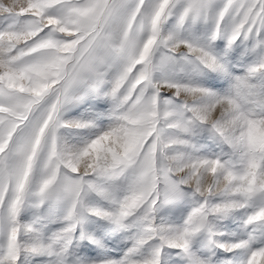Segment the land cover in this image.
<instances>
[{
	"label": "snow or ice",
	"instance_id": "6c2138e0",
	"mask_svg": "<svg viewBox=\"0 0 264 264\" xmlns=\"http://www.w3.org/2000/svg\"><path fill=\"white\" fill-rule=\"evenodd\" d=\"M0 264H264V0H0Z\"/></svg>",
	"mask_w": 264,
	"mask_h": 264
}]
</instances>
